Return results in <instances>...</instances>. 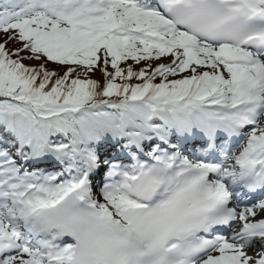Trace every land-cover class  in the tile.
I'll return each instance as SVG.
<instances>
[{
	"label": "snow or ice",
	"instance_id": "snow-or-ice-1",
	"mask_svg": "<svg viewBox=\"0 0 264 264\" xmlns=\"http://www.w3.org/2000/svg\"><path fill=\"white\" fill-rule=\"evenodd\" d=\"M0 264H264V0H0Z\"/></svg>",
	"mask_w": 264,
	"mask_h": 264
}]
</instances>
